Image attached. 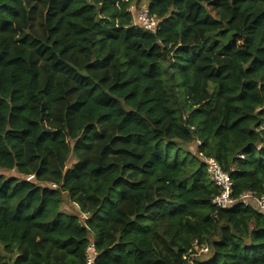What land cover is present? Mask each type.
I'll return each mask as SVG.
<instances>
[{"label":"trees","instance_id":"16d2710c","mask_svg":"<svg viewBox=\"0 0 264 264\" xmlns=\"http://www.w3.org/2000/svg\"><path fill=\"white\" fill-rule=\"evenodd\" d=\"M146 3L154 31L138 0H0V168L30 176L0 173V264H264V214L214 206L201 160L264 194V0Z\"/></svg>","mask_w":264,"mask_h":264},{"label":"built area","instance_id":"2783aa9c","mask_svg":"<svg viewBox=\"0 0 264 264\" xmlns=\"http://www.w3.org/2000/svg\"><path fill=\"white\" fill-rule=\"evenodd\" d=\"M127 10L131 14V22L133 25L148 31H154L158 26L159 19L155 14L149 12L147 3H143L139 7L131 4ZM196 142L199 143L198 140ZM201 160L206 166L209 179L217 190L211 197V203L214 206L225 209L231 208L237 203H242L264 214V194L257 196L250 191H244L239 196H233L232 181L229 173L222 169L221 165L214 157L201 156ZM210 251V247L207 243L199 244L197 241H194L183 255L185 259L183 264H194L195 260L200 259L201 256L208 254ZM95 256L96 250L94 242L90 241L85 248L84 264H93Z\"/></svg>","mask_w":264,"mask_h":264},{"label":"rangeland","instance_id":"374dc122","mask_svg":"<svg viewBox=\"0 0 264 264\" xmlns=\"http://www.w3.org/2000/svg\"><path fill=\"white\" fill-rule=\"evenodd\" d=\"M138 1H139L140 5L147 2V0H138ZM209 10H210V12L212 14L215 15V10L214 9L209 8ZM172 144L173 145L170 147L171 153H174L176 150H178L177 147L181 151L182 150L183 151H189V152L194 153V154L198 153L197 152L198 143L196 142V140H193L190 143H186V142L180 141L178 139H173L172 140ZM73 161H74L73 156L72 155L69 156V160H68L67 165L71 164ZM0 173L3 174L5 177L14 176V177L19 178V179H21V178H25V179L30 178V177L24 176L22 174H19L15 169L7 170V169L0 168ZM59 209L64 211V212H67V213L75 214L76 216H78V218H79L81 223L84 222V219H85L86 216L79 212L77 206L68 199V197H67V195L65 193L62 196ZM211 253H212V251H210L208 254H204L203 256L200 257V259H202V260L208 259L210 257V255H211Z\"/></svg>","mask_w":264,"mask_h":264}]
</instances>
